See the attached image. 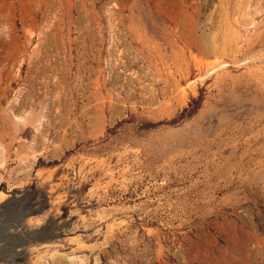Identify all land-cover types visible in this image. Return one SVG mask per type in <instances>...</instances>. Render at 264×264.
I'll return each mask as SVG.
<instances>
[{"label": "rangeland", "instance_id": "rangeland-1", "mask_svg": "<svg viewBox=\"0 0 264 264\" xmlns=\"http://www.w3.org/2000/svg\"><path fill=\"white\" fill-rule=\"evenodd\" d=\"M0 264H264V0H0Z\"/></svg>", "mask_w": 264, "mask_h": 264}]
</instances>
